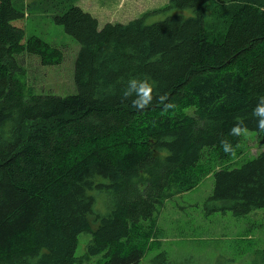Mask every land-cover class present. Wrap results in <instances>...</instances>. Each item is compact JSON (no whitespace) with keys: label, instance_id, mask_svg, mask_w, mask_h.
<instances>
[{"label":"trees","instance_id":"1","mask_svg":"<svg viewBox=\"0 0 264 264\" xmlns=\"http://www.w3.org/2000/svg\"><path fill=\"white\" fill-rule=\"evenodd\" d=\"M75 1L53 0L54 21L79 43L77 90L59 96L27 93L15 78L21 53L56 64L63 52L25 36L24 6L0 0V264L79 262L83 231L86 257L137 264L161 243L165 201L209 173L204 152L227 159L220 141L235 150L241 134L229 132L240 121L264 143L252 114L264 97V0H167L161 9L190 14L147 23L145 12L101 28ZM132 77L155 84L144 110L123 96ZM211 174L209 212L264 207L263 150ZM95 191L107 195L105 212Z\"/></svg>","mask_w":264,"mask_h":264},{"label":"rangeland","instance_id":"2","mask_svg":"<svg viewBox=\"0 0 264 264\" xmlns=\"http://www.w3.org/2000/svg\"><path fill=\"white\" fill-rule=\"evenodd\" d=\"M85 11L104 23H125L142 16L147 23L163 20L173 13L188 16V9L166 8L167 0H78ZM17 7L24 6L25 16L20 20L25 36L38 35L60 48L63 59L56 64H42L37 55L21 53L19 69L14 76L21 81L27 93L64 96L76 92L74 60L79 48L77 40L53 19V0H15ZM59 9V8H58ZM161 9V10H158ZM191 111V110H188ZM256 132L242 129L241 141L225 160H218L212 151L204 152L203 163L207 173L192 189L165 201L159 209L160 244L144 253L137 264H264V207L244 215H234L231 210L208 211L206 205L212 192V171L216 168L239 167L264 151V143L256 139ZM95 209L105 212L108 198L95 191ZM74 255L82 260L73 264H102L103 252L87 254L91 239L89 232L78 234Z\"/></svg>","mask_w":264,"mask_h":264},{"label":"clouds","instance_id":"3","mask_svg":"<svg viewBox=\"0 0 264 264\" xmlns=\"http://www.w3.org/2000/svg\"><path fill=\"white\" fill-rule=\"evenodd\" d=\"M155 87L154 82L147 78L132 77L127 81V87L123 91V96L125 98H132V106L137 110H144L148 108L152 103V92ZM165 107H172L171 104ZM253 116L257 118L256 128L264 133V97H262L257 103ZM243 122H237L230 129V136H239L242 131ZM220 146L225 154L233 152V143L229 139H222L220 141Z\"/></svg>","mask_w":264,"mask_h":264}]
</instances>
